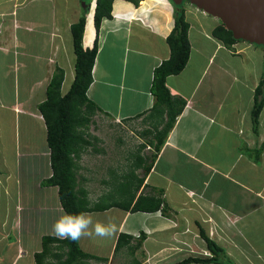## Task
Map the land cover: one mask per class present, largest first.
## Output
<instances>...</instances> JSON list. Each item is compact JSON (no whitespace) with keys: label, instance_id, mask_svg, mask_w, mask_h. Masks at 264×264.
<instances>
[{"label":"crops","instance_id":"1","mask_svg":"<svg viewBox=\"0 0 264 264\" xmlns=\"http://www.w3.org/2000/svg\"><path fill=\"white\" fill-rule=\"evenodd\" d=\"M188 7L189 10H185L186 7L184 10L189 23V58L180 74L165 80L171 97L185 101V106L144 182L163 192L162 198L171 214L163 215L161 211L129 213L117 208L90 212L94 222L111 221L117 226L107 246L102 241L96 244L91 241L92 237L78 240L80 249L90 255L89 251L100 249L102 252L106 249H101L108 247L105 254L93 255L105 260L90 261L91 264H114L119 234L133 238L144 234L141 249L136 251L141 258L136 252V256L133 255L142 264H173L179 261H173L176 255L180 261L181 258L200 257L199 254L207 250L198 240L199 226L224 250L229 259L227 264H231V253L240 261L248 258L245 253L256 259L253 261H264L261 256L264 253L257 254L253 248L264 242V106L255 131L250 119L254 92L264 77V50L245 41L225 46L212 35L220 21L190 4ZM111 14V19H104L100 24L98 51L87 97L99 107L100 114L116 122L130 124L141 119L142 125L147 122L149 126L154 104L150 92L152 75L154 69L169 58L166 37L174 25L173 4L170 0H142L134 6L124 0H115ZM1 15L6 16L5 13ZM51 15L50 55L42 57L17 52V56H30L35 63L43 62L45 77L31 78L26 72L24 85H21V78L15 73L11 85L4 82L8 70L0 71V110L4 116L5 111L12 113L9 121L14 126L11 148L14 161L10 165L0 142V204L4 203L6 211L7 203L14 201L16 211L10 228L15 231L16 240L0 254V264H35L34 254L41 251V240L37 244V235L25 228L34 222L38 211L45 213L47 210L53 214L54 222L64 214L57 187L43 186L52 174L47 144L39 146V152L31 150L35 140L30 136L21 141L18 132L22 119L26 123L31 120L45 132L46 143V128L37 106L45 100V90L55 66L64 70V62L68 59L73 62L72 79L66 89H63L64 71L61 94L68 91L73 81L75 58L73 48L68 51L63 30L66 22L72 44L70 25L78 20L81 11L67 18L59 8ZM17 24H13V29L18 28ZM5 26L8 30V23ZM1 30H4L3 24ZM2 35L0 33V51L8 54L9 47L17 46L19 41L13 30ZM94 39L92 8L91 14L86 15L83 47L92 48ZM20 65L25 67L18 62L16 68ZM16 90H23V97H19ZM122 96L129 98L126 108L118 105ZM3 117H0V141ZM138 136L142 137L140 133ZM34 157H39L37 165L32 164ZM26 160L30 162L24 164ZM40 163L43 165L39 166ZM2 227L4 225L0 228V244L9 233H1ZM49 236L56 237L52 231ZM238 236H242L245 243L240 242ZM124 250L128 253L127 248ZM242 264L250 263L244 261Z\"/></svg>","mask_w":264,"mask_h":264},{"label":"trees","instance_id":"2","mask_svg":"<svg viewBox=\"0 0 264 264\" xmlns=\"http://www.w3.org/2000/svg\"><path fill=\"white\" fill-rule=\"evenodd\" d=\"M85 1V2H84ZM81 15L76 22L70 25L72 48L74 54V77L68 91L61 94L64 81V70L55 66L50 81L45 90V100L37 109L46 128V144L49 149V159L52 174L43 182V186H56L62 210L67 213L102 212L110 208H117L129 213H155L161 211L166 215L169 207L162 198V191L144 184L161 147L165 143L169 131L173 128L176 118L181 114L185 101L171 97L165 80L175 76L185 68L189 54L188 40L189 23L185 18L184 1L174 8V25L166 37L170 54L154 69L150 92L154 97L151 108L150 128L141 131L140 136L145 138L142 145L135 152L129 153L130 163L127 171L122 173L110 171V178L116 184V189L104 193L95 202L88 199L87 191L81 181H85L78 174L79 161L83 153L89 148L95 153L101 152L95 146L97 138L87 134L89 126L93 124V117L100 112L87 97V90L92 83V68L98 51V32L104 19L112 18V4L115 0H84ZM138 6L142 0H124ZM93 8V25L95 39L92 48L83 47V34L86 24V15ZM212 35L225 46L230 47L235 40L232 33L220 22ZM264 77L254 92V105L251 111L253 130L257 129L258 117L264 106ZM150 119V120H151ZM154 121V122H153ZM94 143V144H93ZM148 147L152 153L146 155L143 149ZM142 172V176L137 175ZM108 183L105 182L104 185ZM110 187V186H108ZM143 189H149L143 192ZM199 236L203 240L208 257H188L173 264H227L229 259L224 250L215 241L210 239L206 231L199 226ZM145 239L144 234L133 238L126 234H119L115 243L114 253L127 248L131 254L141 249ZM105 259L84 253L78 240H61L52 236L41 239V251L34 254L35 264H91L90 261ZM129 264H142L134 259Z\"/></svg>","mask_w":264,"mask_h":264},{"label":"rangeland","instance_id":"3","mask_svg":"<svg viewBox=\"0 0 264 264\" xmlns=\"http://www.w3.org/2000/svg\"><path fill=\"white\" fill-rule=\"evenodd\" d=\"M83 1L84 0H0V14H4V13L6 14V16L4 15L0 16L1 17L0 23L4 25V30H1L2 24L0 25V33H3L4 35L2 36L4 37L10 34L11 30H13L19 43H21L19 44L17 42V46L15 45L14 47H9L10 51L8 52V54H4L3 51H0V61L2 63V66H0V71L3 69L8 70V74L5 73V80H4L5 83H9L12 85L13 80H15L14 75L17 74L19 78H21V85H24V74H26V72L31 74L30 75L31 78L33 77L35 78L38 75L41 78L45 77V74H43L45 72V65L43 62L37 61L35 63V61H33V58H31L30 56L29 57L17 56V52L19 51L21 53H27L29 55L30 54L39 55L42 57L49 56L50 55L49 34L51 33L50 30L52 28L50 26V21L51 19H53L51 13L60 8V13L62 10H64L66 16H68L67 18H72L73 13L75 11L77 10L81 11L83 9L84 6H82V3L85 2ZM183 2L184 0L182 1V3ZM92 4L93 2H91L90 5L91 8L88 12L89 15L92 12V8H93ZM173 7L175 8L174 5ZM183 7H186L185 10L187 9L189 10L188 3H184ZM3 10L4 13H1ZM62 18H63L62 15H60L59 19L61 20ZM2 19L4 21H2ZM7 23L9 25L8 30H6V26H5V24ZM16 23H18L17 24L18 28L13 29V24ZM39 25L43 27H40ZM63 36L65 37L64 38L65 44L67 45L69 44L68 51H71L72 44L69 38V32L66 30V22H65V29L63 30ZM14 52L16 53L14 54ZM2 54L5 55L3 57L4 62H2ZM69 56L72 57L71 55ZM18 62L20 64L21 63L24 64L25 67H22V65H20L19 68H16V63ZM63 66L65 71V83L63 89H66L68 83H70L72 79V73H73L72 60L69 61L68 59V61L64 62ZM22 91L20 90L19 92V90L18 91L16 90V93H18L19 97H23V95L25 94V92ZM41 97L42 96L40 95L39 98ZM128 99L129 98H126V96L120 97V99L118 100V105L122 106L123 108H126L127 105L129 104ZM5 112L6 115L4 116L0 110V117L2 118L4 116L7 118L5 120L3 117V124L1 128L2 135L0 142L3 143L2 144L4 146L3 151L5 152L4 156L6 157V159H8L7 163L10 165L14 161V159L11 158L14 157V153H13L14 150L11 152V148L13 147V142H14L13 140L14 126L12 122L9 121V117L12 116L11 115L12 113L10 111H5ZM250 119H252V117H250ZM123 123L116 122L109 116L102 115L100 114V112H97L93 117V124L89 126L87 137H89V139L90 137L98 138L97 142L95 143V146L98 149H101V152L94 153L92 151V148H89L88 151H86V153H83V155L81 156V160L79 161L80 169L78 170V174L86 179L85 181H81V182H83L82 186L87 191L88 199L91 202H95L97 198L103 195L104 193H107L108 191L111 192L112 187L116 189V184H114L113 180H111L109 172L114 169V172L120 174L123 171L128 170V166L131 161L129 158V153L135 152L138 149V147L143 144L145 140V138L143 137L139 138L138 133H141L142 130L147 129L148 127L150 128L147 122H145V124L142 125L141 119L136 120L130 124L127 123L123 124ZM18 132L21 141L30 139V136L31 139L33 138L35 140L36 144L31 146V150H38L39 152V146L44 147V145L46 144L45 132L42 130L41 127H37L36 125H34V123L31 120L30 123H26V120L22 119L20 121ZM117 138H119L120 140H117ZM142 153L149 155L152 153V150L149 149L148 147H145ZM37 160L40 161L39 157L37 159L36 157H34L32 159V164L37 165L38 163ZM23 162L24 164H27L30 161L26 160ZM42 165L43 163L39 164V166ZM137 175L142 176V172L137 171ZM105 182H107L108 185L107 184L104 185ZM143 192L145 193L148 192V189H143ZM47 203L48 206H50V199L47 201ZM4 207H5L4 203H1L0 228L2 225H4V227H2L1 233L3 234H6L8 232L9 233L7 234V236L3 235L4 241H2V243L0 244V254L3 253L5 249H9V247L7 248L9 243L11 244L12 242H14V240H16L15 231L12 232V230L10 229L14 223L13 219L16 215V211L14 209L15 207L14 201H12V203H7L6 211L4 210ZM33 212H36V209ZM166 214L168 215L171 214L169 209H167ZM34 219L35 220H33L34 222L31 225L27 226L25 223L24 227L26 225L27 227L25 229L31 231L32 235H37V244H38L39 241L42 239V237L49 236V233L51 231L53 232L52 225L54 223V218H53V214H50V212L46 210L45 213L43 212L40 213V211L36 212L34 215ZM229 223L233 226L234 221L232 218L229 219ZM207 228H208V224H207ZM90 237H92L91 241L96 242V244L101 243L102 241V243L105 246L108 245V241L110 239V238H100L96 236H90ZM199 237L200 236H198V240L200 241L202 247H205V245L202 243L203 240ZM86 238L89 239V236H86ZM212 239L214 241V238ZM237 239L240 242L243 241L242 236H238ZM96 246H91V248L92 247L95 248ZM253 248L256 251H258L257 254L259 253L263 254L264 242L255 245ZM104 249H106L107 251L108 247H104L103 249H101V251ZM106 251L100 252V249H98V251H89V252H91L92 255L99 256L100 254H105ZM136 253L138 258H141L140 253L138 252ZM136 253L135 254L126 253L125 250L122 248L117 253H115L116 260L114 264H129L134 260ZM238 253L242 254V252H238ZM199 255H201V257H208L209 253L207 251L203 254L200 253ZM230 255H231L230 258L231 264H242V262L244 261L249 262L250 264H264V261H253V259L255 258L250 253H245V256H247L248 258H243L241 261L236 259L233 253H231ZM261 256H264V254ZM175 260L180 261L179 255H176V257L173 258V261ZM93 264H98V263H93Z\"/></svg>","mask_w":264,"mask_h":264},{"label":"water","instance_id":"4","mask_svg":"<svg viewBox=\"0 0 264 264\" xmlns=\"http://www.w3.org/2000/svg\"><path fill=\"white\" fill-rule=\"evenodd\" d=\"M175 6L183 0H170ZM203 13L218 19L235 40L264 50V0H184ZM264 90V84H263Z\"/></svg>","mask_w":264,"mask_h":264},{"label":"clouds","instance_id":"5","mask_svg":"<svg viewBox=\"0 0 264 264\" xmlns=\"http://www.w3.org/2000/svg\"><path fill=\"white\" fill-rule=\"evenodd\" d=\"M92 5L94 8V3ZM52 230L58 239L75 242L85 236L111 238L117 231V226L111 221L108 223L94 222L92 214L88 212L77 214L65 212L53 223Z\"/></svg>","mask_w":264,"mask_h":264}]
</instances>
